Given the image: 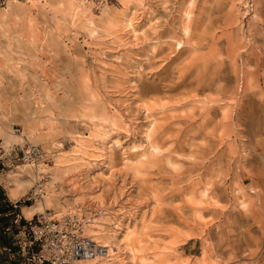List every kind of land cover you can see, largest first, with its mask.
<instances>
[{
  "label": "rangeland",
  "instance_id": "obj_1",
  "mask_svg": "<svg viewBox=\"0 0 264 264\" xmlns=\"http://www.w3.org/2000/svg\"><path fill=\"white\" fill-rule=\"evenodd\" d=\"M44 209L86 262L264 264V0H0V264Z\"/></svg>",
  "mask_w": 264,
  "mask_h": 264
},
{
  "label": "built area",
  "instance_id": "obj_2",
  "mask_svg": "<svg viewBox=\"0 0 264 264\" xmlns=\"http://www.w3.org/2000/svg\"><path fill=\"white\" fill-rule=\"evenodd\" d=\"M46 153L42 145L31 142H26L21 150V160L36 167L31 196L41 197L45 191V172L37 165L46 158ZM13 220L21 233L18 240L21 264H95L86 260L94 259L106 249L86 232L85 219L72 211L58 213L44 209L29 218L18 216Z\"/></svg>",
  "mask_w": 264,
  "mask_h": 264
},
{
  "label": "bare ground",
  "instance_id": "obj_3",
  "mask_svg": "<svg viewBox=\"0 0 264 264\" xmlns=\"http://www.w3.org/2000/svg\"><path fill=\"white\" fill-rule=\"evenodd\" d=\"M15 6V5H14ZM12 9H14L13 7H12ZM16 10V9H15ZM11 12H12V10H11ZM113 119V118H112ZM149 140H154V132L153 133H150L149 134ZM12 197H15V196H17V191L16 190H12ZM87 220V223L86 224H88L89 223V220L90 219H86ZM86 226V225H85ZM109 240V239H108ZM107 242V241H106ZM110 245H111V248H113L114 247V243L112 242V240H109V242H108ZM107 245L108 244H105V246H106V249H104V250H102L101 252L102 253H100L99 255H97L96 257H94V259L95 258H97V257H107L108 256V252L110 251L109 249H107ZM114 249V248H113ZM110 260V259H109ZM101 264V263H100Z\"/></svg>",
  "mask_w": 264,
  "mask_h": 264
},
{
  "label": "crops",
  "instance_id": "obj_4",
  "mask_svg": "<svg viewBox=\"0 0 264 264\" xmlns=\"http://www.w3.org/2000/svg\"><path fill=\"white\" fill-rule=\"evenodd\" d=\"M12 193H13V192H12V190H11V191H10V193H9V194H10V196H12V195H13Z\"/></svg>",
  "mask_w": 264,
  "mask_h": 264
}]
</instances>
